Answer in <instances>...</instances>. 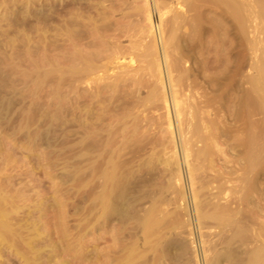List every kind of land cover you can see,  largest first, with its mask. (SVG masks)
Instances as JSON below:
<instances>
[{
  "label": "bare ground",
  "instance_id": "1",
  "mask_svg": "<svg viewBox=\"0 0 264 264\" xmlns=\"http://www.w3.org/2000/svg\"><path fill=\"white\" fill-rule=\"evenodd\" d=\"M54 1L55 0H44L43 1L46 3V4L43 3V5L45 4V8L47 9L46 10L47 16L45 15L39 18L37 16L38 14L36 15L35 12H34L35 14L30 12V15L32 16V21L33 20L39 21V22L41 21V24H44L43 25L44 27L48 26L46 24L48 22H51V20L53 19V15L56 16L55 19L58 23L57 33L54 39L50 42L51 43L50 46H51V52L58 51V53H60L59 60H61V63L60 62L59 63L62 65V67L56 68L54 70L52 69L49 73L45 72V74L39 75L40 72L39 74H37L38 71L35 70L36 68L34 69L33 67V66H36V64L35 65L33 64L34 63L33 61L31 63L33 69H31L32 71H30L29 75L31 76V78H33L31 81L33 84V89L30 90L31 93L37 94L35 93L37 92L36 90H40V89L42 90L44 88L43 89L44 94H45L44 99L47 100L46 108L47 107L49 108L51 104L53 103L54 107L56 108L55 111H57V113L56 115L52 114V116L47 115V113L51 110L49 108V111L48 112L46 111V114L43 115V113H40V115L37 117L35 115L36 112L35 111H34L35 113L32 112L34 113V115L32 116H36V118H33L31 117V115H29L30 118H32L31 126H34V130L32 131V134L29 136L32 137L33 135V137L38 141V143L48 142V143L54 144L55 142L56 143L60 142L63 144V143L71 141L72 144H74V147L75 148L77 147L76 149L77 153H75V156H74L76 164H77V172L75 175L76 181L75 180L74 181L77 183L78 191L80 193H83L82 191H84L83 190L84 188L86 187L89 188L88 194L90 196V199L88 201L89 202L88 207L90 206L89 207L90 209L89 208L88 209L90 210L89 213H91L90 214L91 216H89V218L91 217V220H92V221L90 220L91 228L93 232L92 235L95 236L93 237V240H95V242L98 241L97 234H99L101 231L106 234L107 232H110L111 229L115 231V233L113 232L115 236L112 232L111 233L113 235L109 234V236H114L113 238L111 237V239L113 240V243L111 241L112 245L106 246V243H108V240L107 242H105V240L104 242L100 240V242L105 243L106 248L105 249L103 248L104 251H101L102 253H100V251H98L99 253H97L96 250L93 251V252L95 251L96 252L95 254L92 253L93 254L91 258L92 264H201V261L199 257L197 256L196 249L194 247L193 248L195 250L190 249L189 245L183 240H180V239L173 240L169 237H168L169 239H166L164 237L165 235H167L166 234L167 232H171L170 231L171 229L174 230V229H177L178 227V229L183 230L182 228H184L182 227L184 225L180 223L182 221L181 216H183L181 213H179L180 211L178 210L179 211L178 214H175L177 212L176 209H172V211L170 210L172 208L171 205L175 204V200L179 201L178 198L182 200L184 193L182 194V191H181L182 189L180 190L181 187L180 188L178 187L179 189H176V187H172L171 185L172 179L177 178V177L180 178L179 170H178V161L176 160V157L175 158L168 157L166 159H162V158H159L161 156H158L157 152L158 153L162 152L169 145L170 142L173 143L172 137H171L173 134L172 133L173 131H171L172 123H171L170 114H169V106L172 102V107L174 110V116L176 119V125L178 129V135H179L180 141L182 142V145L180 146L183 147L182 149L183 150L182 151L183 161L186 164V167L187 168L189 167V165L187 164V159L190 156V154L192 155V152L189 153V150L186 148L187 143H189L187 142V138H185L186 131L192 132L191 130H193V133H196V136H198L199 132L201 135H203L201 133L202 132L201 129L202 128L206 129V127L208 128L209 121L207 122V120L209 118L207 117L208 115L211 116L212 114L210 115L208 113L210 111L206 112L204 110H201L202 107L200 106V104L199 106L197 105L195 108H193L194 106L193 107L190 106L191 104H188L185 101L186 99L179 100L178 93L174 89V87L178 86V92L180 91L181 93H184L186 90L192 91V92L196 91L197 94H200L203 96L207 92V89H209L210 92L213 93L211 95H216L220 91L219 81L221 80L216 79L214 77V75L216 76V73H218V72H215L214 70L220 65V64L218 65V63H220L219 59H220L221 52L219 51V49H217L215 52L213 51L214 53L212 52L213 54L212 53L210 54V51L205 50L203 45H201L200 41L196 42V40L198 39L196 36L195 38L197 39L195 40L191 39L193 38V35L191 37L190 36L188 37L189 35L188 32H190L188 30V25L189 23H193L192 21L190 22L191 16L188 17L190 13L188 12L189 9L183 12L184 13V14L182 13L183 15L173 16L172 18L169 17L167 21L164 20L163 17L165 14H168V12L166 11V13H163V14L161 13L162 12L161 10L163 9L165 5L163 2H161L162 0H153L152 13H151V9L149 6V0H56L57 1L56 4H54ZM179 1H180V4L182 3L184 5L186 4L188 5L189 3L188 6H191V4H193L195 0L193 2L192 0H179ZM198 1L196 0L195 3H198ZM209 1L207 2L214 4L213 1H215V2H218L219 4L221 3L222 5L226 6L227 9L226 8L224 9L231 11L233 13V15L232 13H230L232 16L236 15L232 18H236V19L239 18V21L236 19L234 20L236 22L238 21V25L240 24L243 30L244 25L242 24H244L243 22L246 20H243L242 15L246 14V12L245 13L243 12L245 8L244 6L240 5L241 3L236 2L235 0H213L212 2L211 1L209 2ZM190 2L192 3L190 4ZM198 4L200 5L201 3H198ZM244 4L248 5L246 3ZM199 5H197L199 9L200 7L205 6V5L203 6H199ZM194 6L195 4L192 5V7ZM211 6L209 8H211ZM206 7L204 8L206 9ZM153 8H154V11H153ZM153 12L157 13L156 15H158V18H156V20L158 21H156L157 23L155 25L156 30H158L157 40L155 39V36L152 33V29H153V25H152L153 18L152 17L154 14ZM187 12H188V16H187L188 18L186 17ZM230 14H226V15H230ZM200 20L201 19H199V21ZM213 20H208V21L213 22ZM236 22H233V23H236ZM199 23H202V22H199ZM213 25L214 24L212 23L211 26ZM34 26L37 27L36 25ZM166 26L168 27V29H165L167 28ZM192 26L196 27L197 25H192ZM232 26L234 27V24ZM31 28H34V27H32L31 25ZM144 29H146L147 34H145ZM196 29H198V27H196ZM213 30L215 31V29ZM220 30L223 31V29H220ZM33 32L31 31V33ZM243 32L245 33L244 30ZM137 34L140 35L139 41H134L127 48L124 49L123 46L121 45V39L125 37L129 39H133L137 37ZM144 36L149 38V41L146 43V45L141 43V38H143ZM228 36L231 37L232 35L228 34ZM210 37L211 35L208 38ZM52 38L53 37H51V39ZM204 38L205 37L202 35L201 39L204 40ZM226 38L228 41L229 40L228 37ZM173 41H176L174 42L176 44L173 45ZM229 41H228V44H229ZM56 43H58L59 45H57ZM213 43L216 44L215 41ZM229 45L232 47V42ZM229 45L226 46L227 48L225 49L222 48V49H224L226 52L228 48H231ZM221 46L224 47L223 45ZM37 47L39 48V46ZM45 48L43 50H45ZM246 49L249 50V48H246ZM35 52L37 51L35 50ZM46 52L43 51L42 53L45 54ZM134 52L138 53L136 54L137 55L136 61L139 62L140 64L144 63L143 65L144 67L141 65H138L136 66V69H132V72L135 71L133 74H129L128 72L125 74L126 76L125 75H122V76L120 75L121 77L116 76L117 75L116 73V75H112L111 77L109 75V77H107L108 66H110L111 62L112 63L114 62L113 60L119 59V57L120 59L127 57L129 59V63L134 64L133 57L135 55L131 57L132 53ZM229 52L231 53V51ZM32 53L33 51H31V55ZM34 53L33 55L36 54ZM44 57L46 56L43 55V58L41 57L42 58L41 60H43ZM54 59L56 58L54 57ZM184 59L188 60L190 63V66L187 69H185L184 67L185 65L184 66L182 65L184 63ZM160 60H162V66L165 69L166 74H167L166 82H164L163 80ZM43 62L44 61H42L41 63ZM181 66L184 68H182ZM218 70H221V69H218ZM174 71L178 73H175ZM226 71H227V68H226ZM259 72H260L259 75L261 77L257 83L248 76H246L248 78L244 80L245 82L243 81L244 84L246 83L248 85V87H246L244 91L246 97L242 95V97L245 98L244 101L242 100L243 104L245 103L243 117H244V122H246V125H247L246 135H248L247 136L248 139L246 140L248 141L247 143L248 145L246 144L247 148L245 147L247 149L246 155L243 152V154L246 157L243 158L244 155H240V156H242V158L245 159V161L243 162L246 165L247 171H250L252 169V166L254 165V158H253V152H252L254 149L252 150V147H253L251 145L252 140L250 139L252 137V135H250V127L252 124L250 123H251V118L253 115L252 113L253 108L251 106V104H253L252 102L253 97L250 98V93H255L253 91L255 90L256 87H258L261 90L264 89V70L261 69ZM172 73L177 74V75H174V77L175 76L177 77L173 78ZM190 77L192 78L190 80H192V83L194 85L190 84L191 82L189 84L186 83L188 82ZM206 79H209L207 84L205 82ZM241 80L242 79H240V81ZM167 82H168V85H167ZM201 83H204L203 85L206 84L209 86H206V85L203 86ZM192 87L195 90L192 89ZM143 88L146 89V96L144 98H141L140 89H143ZM258 88L256 89L258 90ZM29 89H31V87ZM169 92H170V95H169ZM237 97L240 98L239 95ZM259 98H260L258 99L259 104H260L259 106L261 107V110L264 113V98L263 97H259ZM187 101L189 100L187 99ZM235 102L236 101H234V103ZM3 107H2V110H3ZM161 107L165 109L164 118L163 120L161 119V121L159 122L158 121L155 122L154 120L155 118L153 119L154 120L153 121L152 120L153 117L150 118L148 116L150 114H147V113L148 112L151 113L152 112L151 109H154V108L156 109V108H161ZM230 108L233 109L232 106ZM190 111L192 112L190 113ZM188 112L190 114L193 113L192 117L194 118V120L193 118L192 119L187 118ZM5 113L7 115V112ZM58 113L59 115H57ZM144 113L146 115H144ZM233 114H236L235 116L238 115L237 113H233ZM213 115H214L213 120L212 121L210 120L212 118L209 119L210 122H212L213 124L211 123L210 124L215 127L217 126L215 124H218L216 122L219 121L222 127V129L220 128V130L217 127H215L214 129L215 136L225 135L227 138L232 137L234 135V131H236L237 129L236 127L237 123L235 119L229 118L228 116L225 117V115L222 116L218 114V112L217 113L214 112ZM239 116H240V112H239ZM214 118L218 120L216 121ZM190 120L192 121L197 120L196 121L197 122L196 124H198L197 128H196V124H194L195 122L193 123V127L190 128L192 126L191 125L192 123L190 122ZM189 122H190V125H189ZM164 124H166V127L164 126ZM211 125H210V128H211ZM188 126L190 130H188L189 128L187 129ZM238 127H240L239 124H238ZM40 128L43 129L42 132L39 131ZM212 132L213 131H211V133ZM242 132L244 131H241V133ZM207 133L208 132H206V135H204L203 138L199 134L202 139L198 137L199 139L198 141L205 139V137H207V139L209 137L212 138L211 135L209 136V134ZM56 134L58 138L54 137ZM190 135L194 136V134L192 133H190ZM193 136H190V137H193ZM254 137L255 136H253V138ZM261 138H263V136ZM215 139L216 138L212 139L214 140L213 145L215 146V148H218L217 140ZM235 139H237L236 136H235ZM188 140L190 141V139ZM210 141L207 140V142H204L205 146H203L204 144L200 146V148L203 146V151L201 150L202 148L200 149L202 156H203L204 151H206L207 148L208 149L210 148V145L208 143ZM206 143H208L209 146L206 145ZM211 143L212 142H210V144ZM225 145H223V147H225ZM159 147L162 150V151L159 150L160 152L157 150V148L160 149ZM205 147L207 148L205 149ZM236 147H239V146H236ZM210 149L212 151L215 150L214 148L212 149V147ZM231 149L235 151L233 145ZM239 150H240V147H239ZM222 151L223 150H219V149H216V151H213V153L216 152V154L218 155V156L216 155L217 156L216 159L218 160L220 159L219 157L221 156ZM195 152L197 153L198 151H195ZM218 152L221 154L219 155ZM161 155L164 156L163 153ZM237 155H239V152L237 153ZM199 156L201 155L199 154ZM208 156L206 157L205 161H208L207 160ZM236 156L234 155V157ZM86 157H88V160H89V163L87 162L88 164L85 162ZM223 157L226 158L225 155ZM227 159L228 158H226V160ZM218 160H214V161H218ZM210 161L211 163L213 162L212 160ZM230 161L228 163H230ZM223 163L228 164L227 161H225V159ZM235 163H237V161ZM86 164L88 165V168H86L87 167ZM200 167L202 168L203 164H201ZM213 167L210 166V168H213ZM222 167H224V165ZM229 168H232V166ZM86 169H89L88 173H86L88 170L85 172ZM188 169H189L187 170L188 175L192 177L193 172L195 171H192L193 168H188ZM221 170L224 171L223 168ZM202 172H205V170H203ZM207 172H209V170L208 171L206 170V173ZM227 174H228V171H227ZM221 175L222 174H220V178H221ZM202 176L203 175H201V177ZM232 177H233V174H232ZM239 179L236 182H239ZM244 179L246 180V178H242L241 180H244ZM204 180L206 179L204 178ZM245 180L243 182H245ZM226 182H228V179ZM221 185L223 186V184ZM238 185H240V182ZM244 186H246V184ZM190 187L193 188L192 183ZM234 188L236 189V187ZM201 189L203 190V188ZM242 189L240 188L239 190H242ZM87 191L85 190L84 192H87ZM236 192L238 193L237 190ZM170 194L172 195L173 198H169ZM248 194L250 193L248 192ZM252 194L253 193H251V195L249 196H246V198L250 196L252 197L253 196ZM82 195H79V197H82ZM76 196L78 197V195ZM196 197L198 198V195L196 196V193H193L194 201ZM257 198L259 199V197ZM241 200L244 202L243 199ZM250 200L251 198L248 201ZM4 201L5 203H3ZM146 201L149 202L148 203L149 206L146 207L147 206L146 205L144 208L143 202H146ZM199 202L200 201H198L196 204H199L201 207V204ZM245 204L246 205H244V203L243 204L237 203L234 208V211L231 214L233 215L231 216V218L229 214H225V217L226 215L229 216L230 222H228L229 224L227 225V222L225 223V220H224L223 221L224 226L223 225L222 226L224 229L225 224L228 227L230 225L229 228L231 229V231H228V232L231 233V236L230 237L228 236L229 237L228 240H226L225 238V241H223L224 243L227 241L225 243L226 246L223 250L221 251L216 250L215 246H213V249H211L212 246H210V249L208 248L209 252L205 250L203 254L204 256H202L203 264H264V207L256 205V203L255 205L249 203L250 204L249 205L248 203L245 202ZM4 205L5 206L7 205L6 199L0 200V244L6 245L7 238H9L10 236L15 238L16 232L14 234V231L12 229L13 226L8 221V218L10 215L9 212H11V209H13L12 211H14V208L10 209V206H9V211H8V207L4 208L3 207ZM204 205L207 206L206 204ZM214 205H218V204L214 203ZM193 206L196 208V214H198L199 217L207 216L206 212H205L206 215H204V213L203 214L201 213L200 209L203 210L202 208L196 205H193ZM213 212H216L217 214L218 211L213 210ZM216 214L212 213L208 217L212 218V216H215ZM247 214L254 216V224H252L253 220L251 221L247 218L248 216ZM175 215H179L177 216L179 218V222L176 221L177 223L176 222L174 223V221L178 219L177 217H176L177 219L174 218ZM216 216L217 217H215L212 220L218 221V218L221 217V216L219 217V215H216ZM11 217L12 216L10 215V218ZM173 218L175 220H173ZM217 221L215 222L217 223ZM111 223H113L114 228H112L113 225ZM173 223L174 225H171ZM16 226H18V224ZM13 228L16 231V228L15 227ZM19 229H21V227ZM17 234H18V231H17ZM102 234L101 236L99 234V236L103 238L105 234H103L104 236ZM170 235L171 233H169V236ZM105 237H104L105 239H109L110 241V238H108V236H105ZM102 238H99V239H102ZM139 239H142L143 242L139 243ZM219 240H220V237H219ZM223 242H222V245H224ZM217 243L218 241L215 243L216 246H217ZM92 245L95 246L96 244L94 243ZM107 245H109V243ZM204 245H206L205 242H204ZM97 247L99 248V250H103L102 248L100 249L99 246Z\"/></svg>",
  "mask_w": 264,
  "mask_h": 264
},
{
  "label": "rangeland",
  "instance_id": "2",
  "mask_svg": "<svg viewBox=\"0 0 264 264\" xmlns=\"http://www.w3.org/2000/svg\"><path fill=\"white\" fill-rule=\"evenodd\" d=\"M43 1L44 0H0V110H2V107L4 106L3 110L0 111V200L6 199L7 205L6 206L4 205L3 207L4 208L8 207V211H9V206H10V209L14 208V211H12L13 209H11V212H9L12 217L10 218V215H9L8 221H9V223H11V225L13 227L16 228V231H15L14 228L10 225L14 231V234L16 232L15 238L10 236L9 238H7L6 245L0 244V264H92V259H91L93 256L92 253L95 254L96 251H97V253H99L98 251H100V253H102L101 251H104V249L106 248L105 243H103L104 240H105V242H107V240H108L109 245H107L108 243H106V246L112 245L113 240L111 239V237L113 238L115 236V234H114L115 231L113 229H111L110 232H107V234L101 231L103 234H105V236H108V238H110V241H109V239H105L106 237L101 232L100 233L98 232V233L100 234V236L102 234L105 238L104 237L102 238L99 236V234H97L98 235V237H97L98 241L95 242V240H93V237H95V236L92 235L93 234L92 228H91V221L92 220H91V217L89 218V216H91L90 215L91 213H89L90 212V210H89L90 206L88 207V205H89L88 201L90 199V196L88 194L89 188L86 187L83 189L84 191L88 190L87 192L82 191L83 193H80L78 191L77 183L75 182L76 181L75 175L77 172V164H76L74 156H75V153H77V151H76L77 147L75 148L74 144H72L71 141L63 143V144L60 142H57V143L55 142L54 144L48 143V142H46V143L39 142L38 143V141L33 137V135H32V137L29 136L32 134V131L34 130V126H31L32 125L31 124L32 118H30L29 115H31V117H33V118H36V116L38 117L40 115V113H43V115L46 114V111L48 112L49 108L51 110L47 113V115L52 116V114L56 115V113H57V111H55L56 108L54 107L53 103L51 104V106L49 108L48 107L46 108V101L47 100L44 99V96H45L44 90H43L44 88L42 89L43 91L41 89L36 90L37 92H35V93H37L38 95L31 93L30 90L33 89V84L31 81L33 78H31V76L29 75L30 71H32L31 69H33V67H34V69L36 68L35 70L38 71V72L36 71L37 74H39V72H40L39 75H41V74H45V72L49 73L52 69L54 70L56 68L62 67V65L60 64L61 60H59V58H60L59 54L60 53H58V51H56V52L52 51L51 52V46H50L51 45L50 42L54 39V37L57 33V24L58 23L55 19L56 16L53 15V19H55V20L52 19L51 22H48L49 24L48 23L46 24L48 26L44 27L43 26L44 24H41V21L40 22L35 21V20L32 21V16L30 15V12L31 13L35 12L36 15L38 14L37 16L40 18L41 16L43 17L47 14V11H46L47 9L45 8L46 3ZM193 1L194 0H192V2ZM207 1H209V0H206V1L205 0H199L198 3H201L199 5L198 3H195L196 2V0H195L193 4H191L192 2H190L191 6H188L189 3H188V5L187 4L184 5L181 3L183 5L182 6L180 4L179 0H162L161 2H163L165 4L164 5L165 8L163 7V9L161 10L162 11L161 13L163 14V13H166V11L168 12V14H165L163 17V19L167 21L169 17L172 18L173 16L183 15L184 14L183 12H185L186 10L189 9L188 10V12H190L189 16H188V12H187L186 17L191 16L190 22L192 21L193 23H189V25H188V30L190 31V32H188L189 33L188 37L189 36L191 37L193 35V38H191V39L195 40L198 38L196 40V42L200 41L201 45H203L205 50L210 51V54L213 51L215 52L217 49H219V51L221 53L223 52L222 53L223 55L220 53V59L221 60L219 59L220 63H218V65L219 64L220 65L216 68L217 70L218 69H221V70H218V71L216 69L214 70L215 72H218V73H216V76L214 75V77L216 79L221 80V81H219L220 91L216 95H211L213 93L210 92V90L207 89L208 88L207 87L206 88L207 92L205 94H207L208 92L210 94L208 93L207 94L208 96L205 94L202 96L200 94H197L196 91L192 92V91L186 90L184 93H181L180 91H179L180 92L179 93L178 92V86L174 87V89L178 93V96H179L178 99L179 100H181V99L185 100L186 99L185 101L188 104H191L190 106H192V107L194 106L193 108H195L197 105L199 106V104H200V106L202 107L201 110H204L206 112L210 111L211 113L210 112H208V113L210 115L211 114L212 115L211 116L208 115L207 118H209V119L212 118V119H210L211 121L213 120V117H214L213 113L214 112H216V113L218 112V114H220L222 116L225 115V117L228 116L229 118L235 119V121L237 123L236 124L237 129H236V131H234V135L232 137L227 138L225 135L215 136V133H214L215 130L214 129H215V127H217L219 130H220V128L222 129L221 124L218 121V122H216L218 124H215L217 126L214 127L213 125H211L213 123L210 122L209 119L208 120L206 119L207 122L209 121L208 122L209 126L207 125L208 128L207 127H206V129H204L202 127H201L202 129L200 128L202 131L201 133L203 135L200 134V132H199L200 129L197 132H199V134L202 136V138L204 137V135H206V132H208L207 134H209V136L211 135L212 138L209 137L207 139V137H205V139L200 140L201 142L203 141L202 143L200 141H198L199 140L198 137L201 138V136L199 134H198V136H196V133H193V130H191L192 132L186 131V134H185L186 137L185 138H187V142H189V143H187L186 148L189 150V153L192 152V155L190 154V156L187 159V164L189 165L188 168H193V170L192 169L191 170L195 171V172H193L192 177H190L188 175V171H187L189 169L186 167V164L183 161V153H182L183 147L180 146V145H182V142L180 141V138L178 135L176 119L174 116V110H173L172 102H171V104L169 106V114H170V120L172 123L171 131H173L172 132L173 134L171 137H172L173 143L170 142L169 145L163 151L161 150L160 147H159L160 149L157 148L158 151L159 150L162 151V152L159 151L160 153L157 152L158 156H161L159 158L166 159L168 157L169 158H172V157L175 158L176 157V160L178 161V170H179L180 178L177 177V178L172 179L171 185H172V187H176V189H179L181 187L180 190L182 189L181 190L182 194L184 193L182 200H180V198H178L179 201L175 200V204L172 203L174 205H171L172 208L170 209L171 211H172V209H176L177 212L175 214H178V212L180 211L179 213H181L183 215V216H181L182 221L180 223L184 225V226L181 225L184 228H182L183 230H180L177 227V229H174L176 231L171 229L170 230L171 232H167L166 233L167 235H165L164 237L166 239L171 238L173 240L174 239L175 240L176 239L177 240L178 239L183 240L189 245L190 249H193V250L196 249V253H197V256L199 257V259L201 261V264H203L202 256H204L203 255L204 251L205 250L208 251V248L210 249V246H212L211 249H213V246H215L216 250H220V251L225 248V246H226L225 243L227 241L225 243L223 241H225V238H226V240H228L229 237L231 236V233L228 232V231H231V229L229 228L230 225H229V227L227 225L229 224L228 222H230L229 219L231 218V216H233L231 214L234 211V208H235L237 203H242V204L244 203V205H246L245 202L248 204L249 203L253 204V205H255V203H256V205L264 207V206H262V205H264V196H263L264 195V185H263L264 184V152H263L264 151V119H263L264 113L261 110V107L259 106L260 104H259V100H258V99H260L259 97L264 98V89L261 90L258 87H256V88H258V90L255 88V90L253 91L255 93H250V98L253 97L252 98L253 104H251V106L253 108V110H252L253 115H252L251 123H250L253 126L251 125V127H250V135H252V137L250 139L252 140V142H251L252 143L251 145L253 146L252 150L254 149L252 152H253V158H254V165L253 166L255 167L254 168L252 166V169L250 171L246 170V165L243 162V161H245V159H243V158L246 157L245 155L247 153V151H246L247 147L246 146L248 145L247 144L248 141L246 139H248V137H247L248 135H246L247 134V132H246L247 131V128H246L247 125H246V122H244V117H243L244 116L243 115L244 104H245V103L243 104V101L245 98L242 97V95L244 97H246L244 91H245V88L248 87V85L246 83L244 84V82H245L244 80L246 78L250 77L257 83L261 77L259 75L260 74L259 71L261 69L264 70V11H263L264 10L263 9L264 8V0H235L236 2L241 3L240 5L244 6V8H245L243 12L244 13L246 12V14H243L245 16L242 15V18H243V20H246L247 22L244 21L243 22L244 24H242V25H244L243 30L248 35V37L243 32L240 24L238 25L239 18H237V19L232 18L236 15L232 16L233 13L229 10H226L227 9L226 6L222 5L221 3L219 4L218 2H215L213 0H210V1L211 2L213 1L214 4L208 3ZM43 3H45V4L43 5ZM56 3H57V1L55 0L54 4H56ZM202 3H204V4H202ZM244 3H246L248 5H245ZM194 4L196 7L195 6L192 7V5H194ZM196 4L199 6L205 5L204 7H206V6L207 7H206V9L204 7H200V9H199V7H197ZM211 4H212V6H211ZM42 5L44 6L45 9L43 8ZM149 6L151 9V13H152L153 0H149ZM210 6H211V8H209ZM214 6H216V7H214ZM218 6H220V7H218ZM212 7H213V9H212ZM222 7H223V9H222ZM194 8H196V9H194ZM224 8H226V9H224ZM246 9H248V10H246ZM153 11H154V8H153ZM230 13H232V15ZM48 14H49V12H48ZM154 14L152 17L153 18L152 19V21H153L152 22V25H153L152 33L155 36V39L157 40L158 30H156L155 25L157 23L156 21H158V20H156V18H158V15H156L157 13H154ZM226 14H230V15H226ZM29 16H31V17H29ZM228 16L230 17V19ZM192 17H193V19H192ZM231 18H232V20H231ZM199 19H201V20L199 21ZM234 19H236L238 21L236 22ZM202 20H204L205 22ZM208 20H213V22L212 21H210V22H212L214 25L211 26L212 23H210ZM194 21H196V22H194ZM218 21H220V22H218ZM199 22H202V23H199ZM233 22H236V23H233ZM224 23L227 25H225ZM207 24H209V25L211 24V25L209 26ZM233 24H234V27L232 26ZM31 25L34 28H31ZM34 25H36V26L38 25V26L35 27ZM192 25H197L196 27H198V29H196V27L192 26ZM220 25H222V26H220ZM210 27L215 29V31L213 29H211ZM225 27H226V29H225ZM219 28L223 29V31H221ZM165 29H168V27ZM30 30L32 32L33 31L34 32L31 33ZM42 32L43 33L45 32L44 35ZM144 32H145V34H147L146 29H144ZM201 34L205 37L204 40L201 39L202 38ZM212 34H214V35H212ZM228 34H231L232 36L229 37L230 35L228 36ZM210 35H211V37L208 38ZM39 36H40V38H39ZM42 36H44V37H42ZM145 36L143 38H141V43L144 45H146V43L149 41V38L145 37ZM195 36L197 38H195ZM51 37H53V38L51 39ZM139 37H140V35L137 34V37L133 38V39H129L126 37L122 38L121 39V45L125 49L134 41H139ZM166 37H168V36H166ZM226 37H228V39L232 42V47L229 45L231 43L229 40H228L229 41V44H228ZM199 38H200V40H199ZM212 38L213 39L215 38V39L213 40ZM220 40H222V41H220ZM214 41L216 42V44L213 43ZM174 42H176V41H173V45L176 44ZM205 42H206V44H205ZM44 43H46V44H44ZM56 44L59 45L58 43H56ZM248 44H249V46H248ZM251 44L253 47L251 46ZM219 45L220 46L223 45L224 47H222V46L220 47ZM228 45L231 48H228L225 52L224 49L227 48L226 46H228ZM37 46H39V48ZM47 46H48V48H47ZM246 46H248V47H246ZM42 47H44L45 50H43L44 48H42ZM207 47H209V48H207ZM222 48H224V49H222ZM246 48H249V50H247ZM35 50L37 52H35ZM42 50L45 52L47 51V52L44 54V53H42L43 52ZM31 51H33V53L35 52L36 54L34 53L35 55H33V53H32V55H31ZM229 51H231L232 54ZM136 54H138V53L134 52L131 55V57H133L135 55L133 57L134 64L129 63V59L127 57H124L121 59L119 57V59L113 60L114 62L113 63L111 62L110 66H108L107 77H109V75H110V77L112 75H116V73H117L116 76H120V75L122 76L128 72H129V74H133L135 71L133 70L134 72H132V69H136V66H138V65H141V66L144 65V63L140 64L139 62L136 61L137 60ZM233 54H234V56H233ZM43 55L46 57H44V59L41 60L43 58ZM54 57L56 59H54ZM222 58H224V59H222ZM225 59H226V61H225ZM33 61H34L33 64L34 65L36 64V66L32 67L31 63ZM42 61H44V62L41 63ZM187 61L188 60L184 59L185 64L184 63L182 64L183 66L185 65L184 66L185 69H187L190 66L189 61L188 62ZM222 62H224V63H222ZM44 63H46V64H44ZM160 63H161L163 80H164V82H166L167 74H166L165 69L162 66V60H160ZM184 67H182V68H184ZM226 68H227L228 72L226 71ZM229 71L231 74L229 73ZM174 72L178 73L176 71H174ZM224 72H225V74H224ZM175 73L174 74L172 73L173 78L177 77V76L174 77V75H177ZM235 74L236 75L238 74V75L236 76ZM100 75H101V73H100ZM223 75L224 76L226 75V76L224 77ZM232 76H233V78H232ZM246 76H248V77H246ZM190 79H192V78L190 77L189 80ZM240 79H242V80L240 81ZM189 80L186 83L189 84L191 82L190 84H193L192 80H190V81ZM208 81H209V79L205 80L206 84ZM238 81H239V83H238ZM24 82L26 85L24 84ZM204 83H201V84L203 85ZM222 83H224V84H222ZM167 85H168V82H167ZM193 85H191V86H193ZM205 85H203V86H205ZM206 86H209V85H206ZM30 87H31V89H29ZM241 88L244 90H242ZM192 89H194V88L192 87ZM240 91H241V93H240ZM169 95H170V92H169ZM238 95L240 96V98L237 97ZM145 96H146V89L145 88L140 89V97L144 98ZM184 97H186V98H184ZM11 98H12V100H11ZM241 98H243V99H241ZM187 99L189 101H187ZM239 100H241V101H239ZM234 101H236V102L234 103ZM201 102H202V104H201ZM240 102H242V103H240ZM31 104H32V106H31ZM231 106L234 110L230 108ZM6 108H7V110H6ZM4 109H5V111H4ZM151 111H150L151 113L148 112L147 114H150V115H148L150 118L153 117L152 120L154 118H155L154 119L155 122H157V121L159 122V121H161V119L163 120L164 114H165V109L163 107L156 108V109L154 108V109H151ZM5 112H7V115ZM32 112H34L36 116H32V115H34V113H32ZM51 112H53V113H51ZM191 112L192 111H190V113ZM239 112H240V116H239ZM190 113L188 112L187 118L192 119L193 113L192 114H190ZM233 113H237L238 115L235 116L236 114H233ZM57 115H59V113ZM144 115H146V114L144 113ZM193 120H194V118H193ZM196 121L190 120V122L192 123L191 124L192 126L190 128L193 127L194 122H195L194 124L197 123ZM190 122H189V125H190ZM213 122H215V121H213ZM238 124L240 127H238ZM197 125L198 124H196V128H197ZM210 125H211V128H210ZM243 125H244V127H243ZM164 126L166 127V124H164ZM188 128H189V126L187 127V129ZM190 128L188 130H190ZM243 128L244 129L246 128V129L244 130ZM218 129H217V131H218ZM39 131L42 132L43 129L40 128ZM211 131H213L212 133L214 135L211 133ZM241 131H244V132L241 133ZM236 132H238V133H236ZM190 133L194 134V136L190 135ZM57 134L54 137L58 138ZM236 134H238V135H236ZM190 136H193V137H190ZM235 136L237 139H235ZM253 136H255V137L253 138ZM260 136L261 137L263 136V138H261ZM213 138H216L215 140H217L218 148H215V146L213 145V141H214V140H212ZM188 139H190V141ZM207 140L212 142L211 143L212 146H211L210 142H208V143L210 145V148L212 147V149L213 148L215 149L213 151H216V149L223 150L222 154L218 152L219 155L221 154V156L219 157L220 158L219 160L216 159V157L218 156L216 154V152H214L215 153L214 154L213 151L210 148L208 149L207 147H205V149L207 148V150L204 151V153L205 152L206 153L205 154L203 153V156H202L201 150L203 151V146H205L204 142H207ZM241 142H243V143H241ZM208 143H206V145H208ZM237 143H239V144H237ZM231 144L233 145L235 151H233L231 149V147H232ZM201 145H203L201 147L202 149L200 148ZM223 145H225V147H223ZM236 146H239L240 150H239V147H236ZM156 147H158V146H156ZM190 148H191V150H190ZM155 150H156V148H155ZM164 151H165V153H164ZM195 151H198V152L196 153ZM240 151H242V152H240ZM238 152H239V155H237ZM243 152L245 155L243 154ZM51 153H52V155H51ZM162 153L164 156L161 155ZM198 153L201 156H199ZM168 154H170V155H168ZM204 155H205V157H204ZM222 155L223 156L225 155V157L228 159L226 160V158H224ZM234 155L235 156L237 155V156L234 157ZM240 155H244L243 158ZM207 156H208L207 160L209 162L205 161ZM198 158H200L201 161ZM229 158L231 161L229 160ZM85 159L87 160V161L85 160V162L89 163L88 157H86ZM224 159H225V161H227V163L229 161H230V163H228V164L223 163ZM255 159H256V161H255ZM210 160H212L213 162L211 163ZM214 160H218V161H214ZM239 160H240V162H239ZM234 161L235 162L237 161V163H235ZM210 163H211V165H210ZM222 163H223L224 167H222L223 166ZM87 164H86V166H87L86 168H88ZM201 164H203L202 168L200 167ZM212 164L214 167L212 166ZM241 164L242 165L244 164L243 167ZM210 166L213 168H210ZM231 166H232V168H229ZM75 168H76V170H75ZM222 168L224 169V171L221 170ZM253 168H254V170H253ZM212 169H213V171H212ZM214 169L216 170V172ZM225 169H226V171H225ZM201 170L202 171L205 170V172H202ZM206 170L207 171L209 170V172L206 173ZM227 171H228V174H227ZM230 171H232V172H230ZM85 172L88 173L89 169H86ZM223 172H225V173H223ZM246 173H248V174H246ZM220 174H222L221 178H220ZM232 174H233V177H232ZM241 174H243L244 176ZM201 175H203V176L201 177ZM204 178L206 180H204ZM242 178H246V180L244 179L245 182H243L244 180H241ZM178 179H180V180H178ZM213 179H214V181H213ZM227 179H228V182H226ZM238 179H239L240 185H238L239 182H236ZM216 180H218V181H216ZM240 180L243 182L244 185L246 184V186H244ZM191 183H192L193 188L190 187ZM197 184H199V185H197ZM221 184H223V186ZM232 187L233 188L236 187V189L234 188V190H233ZM201 188H203V190ZM240 188L241 189L243 188L244 190L243 189L239 190ZM236 190L238 191V193L236 192ZM248 192L250 194H248ZM77 193H79V194H77ZM193 193H196V196L198 195V198L196 197L195 201L193 199ZM251 193H253L252 194L253 196L246 198V196L251 195ZM261 194H262V196H261ZM76 195H78V197ZM79 195H82V197H79ZM257 197H259V199ZM169 198H173L171 194L169 195ZM217 198H218V200H217ZM235 198L236 199L241 198L244 200V202L241 199L236 200ZM250 198H251V200L248 201ZM260 198H261V200H260ZM196 200L200 201L199 203L201 204V207L199 204H196L198 202ZM211 200H212V202H211ZM259 202H260V204H259ZM3 203H5V201ZM148 203L149 202H147V201L143 202V205H144L143 207L145 208L146 205H147L146 207H148L149 206ZM208 203L211 206H209ZM214 203H216L218 205H214ZM204 204H206L207 206H205ZM224 204H226V205H224ZM193 205H196V206L202 208L203 210H201L199 208L201 213L202 214L204 213V215L207 214V216L199 217L198 214H196V208ZM202 205H204V206H202ZM212 206H214V207H212ZM213 210H215V211L217 210L218 211L217 214H216V212H213ZM205 212H206V214H205ZM212 213L219 215V217L221 216L220 218H218L219 222L217 220H212L215 217H217L216 215L212 216V218L208 217ZM225 214H229L230 218L228 215H226V217H225ZM177 216H179V215H175L174 218L177 219L178 218ZM206 217H207V219H206ZM174 218H173V220H175ZM247 218L251 221L253 220V223L252 222L251 223L254 224V216L248 215ZM224 220H225V223L227 222V225L225 224V227L223 229V226H224L223 221ZM176 221L179 222V218L177 220H175L174 223ZM215 221H217V223ZM174 223L171 225H174ZM17 224H18V226L21 227V229H19L20 227L16 226ZM111 224L113 225V223H111ZM111 226H110V228H111ZM112 228H114V225L112 226ZM17 231H18V234H17ZM111 232L112 233L114 232L113 233L114 236H109V234L113 235ZM169 233H171L170 236H169ZM223 236H225V237H223ZM140 237H142V236H140ZM219 237H220V240H219ZM99 238H102V239H99ZM221 239H223V240H221ZM100 240H102L103 242H100ZM28 241H30L31 243ZM111 241H112V243H111ZM203 241L205 242L206 245H204ZM217 241H218V243L219 242L220 243H219V245L217 243V246H216L215 243ZM142 242H143L142 239H139V243H142ZM222 242L224 243V245H222ZM26 243L29 245H27ZM94 243L96 245L98 244L97 246H99L100 249L101 248L102 249L104 248V249L99 250V248L96 245H95L96 247L94 245H92ZM202 246H203V248H202ZM94 250H96V251L93 252Z\"/></svg>",
  "mask_w": 264,
  "mask_h": 264
}]
</instances>
